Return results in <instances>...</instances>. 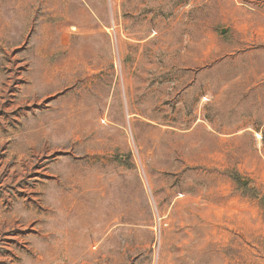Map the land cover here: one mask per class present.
Segmentation results:
<instances>
[{
  "label": "rangeland",
  "instance_id": "rangeland-1",
  "mask_svg": "<svg viewBox=\"0 0 264 264\" xmlns=\"http://www.w3.org/2000/svg\"><path fill=\"white\" fill-rule=\"evenodd\" d=\"M0 264H264V0H0Z\"/></svg>",
  "mask_w": 264,
  "mask_h": 264
},
{
  "label": "crops",
  "instance_id": "crops-1",
  "mask_svg": "<svg viewBox=\"0 0 264 264\" xmlns=\"http://www.w3.org/2000/svg\"><path fill=\"white\" fill-rule=\"evenodd\" d=\"M47 193V192H46Z\"/></svg>",
  "mask_w": 264,
  "mask_h": 264
}]
</instances>
